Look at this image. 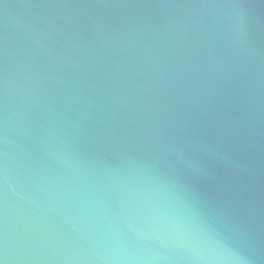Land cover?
<instances>
[{
	"label": "water",
	"instance_id": "95a60500",
	"mask_svg": "<svg viewBox=\"0 0 264 264\" xmlns=\"http://www.w3.org/2000/svg\"><path fill=\"white\" fill-rule=\"evenodd\" d=\"M0 264H264V0H0Z\"/></svg>",
	"mask_w": 264,
	"mask_h": 264
}]
</instances>
